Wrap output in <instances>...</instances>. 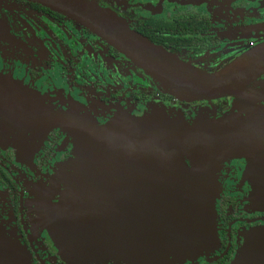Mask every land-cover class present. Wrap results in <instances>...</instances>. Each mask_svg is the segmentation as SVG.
I'll list each match as a JSON object with an SVG mask.
<instances>
[{"label": "flooded vegetation", "instance_id": "1", "mask_svg": "<svg viewBox=\"0 0 264 264\" xmlns=\"http://www.w3.org/2000/svg\"><path fill=\"white\" fill-rule=\"evenodd\" d=\"M93 3L205 72L264 42V0H124V14ZM156 104L188 122L216 121L226 150L213 168L216 246L169 264H229L251 230L264 231V182H254L264 175V71L231 94L178 100L86 27L35 2L0 0V264H77L44 220L74 140L58 126H31L36 111L76 106L101 125ZM16 250L22 262L10 260Z\"/></svg>", "mask_w": 264, "mask_h": 264}, {"label": "water", "instance_id": "2", "mask_svg": "<svg viewBox=\"0 0 264 264\" xmlns=\"http://www.w3.org/2000/svg\"><path fill=\"white\" fill-rule=\"evenodd\" d=\"M28 1L96 33L178 100L231 94L264 71V42L205 72L89 0ZM36 112L41 116L31 126H58L74 140L60 180L63 193L52 212L45 204L47 229L61 255L76 262L112 258L131 264L153 256L160 264L214 246L213 168L226 152L216 121L196 115L188 122L180 111L149 109L99 125L76 106ZM262 180L258 174L254 182ZM237 248L229 264H264V231L251 230ZM9 256L22 262L17 250Z\"/></svg>", "mask_w": 264, "mask_h": 264}, {"label": "rangeland", "instance_id": "3", "mask_svg": "<svg viewBox=\"0 0 264 264\" xmlns=\"http://www.w3.org/2000/svg\"><path fill=\"white\" fill-rule=\"evenodd\" d=\"M93 2H96V3H99V4H104V5H108L109 3H112V2H115L114 3V6H112L114 9L118 10L119 12H122L124 14V11L126 12H129V7H123L120 2H124V0H91ZM230 61V60H228ZM228 61H226L228 63ZM225 62V63H226ZM222 65V64H221ZM225 64H223L224 66ZM158 110V109H163L164 110V107L162 106V104H156V105H151V106H148L146 105L144 111L141 113L143 114L144 112H147L148 110ZM165 111V110H164ZM177 112H179V110H176ZM171 111H165V113H170ZM117 115H126V114H117ZM129 116H132V115H129ZM140 116V115H139ZM63 185V184H62ZM63 193V191H62ZM60 198V197H59ZM59 200V199H58ZM57 203V202H56ZM56 203H52L51 204V207L49 208V212H52L53 209H54V204ZM46 212V211H45ZM44 212V213H45ZM48 218H50V213L49 215H46ZM45 220V219H44ZM45 225L46 227L48 226L46 221H45ZM49 232V231H48ZM216 243H217V233H216V242L214 243V246H216ZM200 253V252H199ZM63 256V255H62ZM196 256V255H195ZM65 257V256H64ZM153 256H147V257H144V258H134V260L136 261L134 264H156L154 263L153 258H151ZM68 259V258H67ZM183 259H188V258H183ZM191 259V258H190ZM182 259H177V260H171V259H167V260H164V261H161L160 264H169V263H174L176 261H180ZM70 262L72 263H77V264H102V263H106V262H113L114 264H117V263H122V264H131L129 262H126L124 260H120V259H112V258H103V259H97V260H92V261H79V262H76L74 260H70Z\"/></svg>", "mask_w": 264, "mask_h": 264}, {"label": "trees", "instance_id": "4", "mask_svg": "<svg viewBox=\"0 0 264 264\" xmlns=\"http://www.w3.org/2000/svg\"><path fill=\"white\" fill-rule=\"evenodd\" d=\"M163 48V47H162Z\"/></svg>", "mask_w": 264, "mask_h": 264}]
</instances>
